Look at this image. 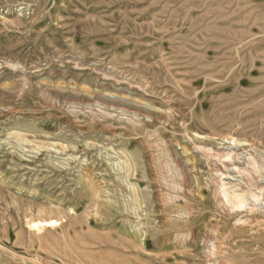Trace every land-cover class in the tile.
I'll list each match as a JSON object with an SVG mask.
<instances>
[{"label": "rangeland", "instance_id": "374dc122", "mask_svg": "<svg viewBox=\"0 0 264 264\" xmlns=\"http://www.w3.org/2000/svg\"><path fill=\"white\" fill-rule=\"evenodd\" d=\"M0 264H264V0H0Z\"/></svg>", "mask_w": 264, "mask_h": 264}, {"label": "bare ground", "instance_id": "6f19581e", "mask_svg": "<svg viewBox=\"0 0 264 264\" xmlns=\"http://www.w3.org/2000/svg\"><path fill=\"white\" fill-rule=\"evenodd\" d=\"M98 101V100H97ZM249 157V156H248ZM250 158H251V156H250ZM246 160H248L247 158H246ZM250 164V163H249ZM255 166V165H254ZM251 167V166H250ZM253 167V166H252ZM256 167V166H255ZM260 167V166H259ZM254 168V167H253ZM252 169V168H251ZM259 172V171H258ZM253 173V172H252ZM242 175V174H241ZM220 183H222V182H220ZM229 187V186H228ZM222 188H223V186H222ZM231 189H233V188H231ZM233 191V190H232ZM220 192H221V195H222V202H224V203H226V204H229V205H231V206H242V204L243 203H245L244 201H245V198L243 197V195H241V194H238V193H233V192H231V193H228L229 192V190H228V192L225 190V189H222V190H220ZM250 193V192H249ZM245 195V194H244ZM249 195V194H248ZM252 197V196H251ZM256 196H254L253 195V200H254V198H255ZM255 200H257L256 198H255ZM247 202H248V200H246ZM221 202V201H220ZM247 202H246V204H247ZM254 204V203H253ZM244 205V204H243ZM228 206V205H227ZM230 206V207H231ZM231 209V208H230ZM229 210V209H228ZM232 210V209H231ZM40 225H41V222H39V223H32L30 226L31 227H40ZM212 247V246H211ZM211 250V249H210Z\"/></svg>", "mask_w": 264, "mask_h": 264}]
</instances>
